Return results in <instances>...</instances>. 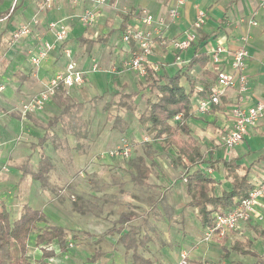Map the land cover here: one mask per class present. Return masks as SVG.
<instances>
[{
	"label": "crops",
	"instance_id": "1",
	"mask_svg": "<svg viewBox=\"0 0 264 264\" xmlns=\"http://www.w3.org/2000/svg\"><path fill=\"white\" fill-rule=\"evenodd\" d=\"M173 5L174 0H107L96 6L90 0H59L46 8L44 0H0V200L10 210L22 212L24 205L40 210L48 224L77 236L74 230L83 231V236L79 235L77 239L80 245L76 252L78 255L71 258L73 262L63 263L60 255L53 259L55 262L75 264L76 260H80L82 264L93 254L101 253L97 263L86 264H131L132 251H126L121 243H117L120 234L112 231L114 228L94 232L80 228L84 226L82 224L74 228L69 224L71 218L65 214L62 186L68 188L72 185L79 196H99V192L90 191V184L83 176L86 173L97 178V174L104 173L107 175L100 177L108 181L112 178L109 174L113 173L116 177H123L122 183L128 176L127 181L133 184V188L141 190L142 197L150 203L142 219L147 225L137 229L138 238H145L144 244L137 248L141 258L151 264H177L181 254L185 253L189 264H245L242 255L235 252L222 260L220 243L215 239L202 240L199 237L204 228L196 211L186 206L190 196L186 192L183 174L179 175L184 170L173 166L172 162L169 163L171 176L162 170L168 167L166 156L174 152L170 149L164 151L153 142L154 154L149 159L142 148L150 137L138 123V116L146 107L145 98L154 94L150 95L151 89L142 77L123 66L133 51V44L122 40L123 18L130 14L126 24L134 26L140 10L145 9L155 18H160L165 17ZM93 6L95 20L91 26H83L79 16ZM200 10L205 11L206 21L197 34L196 42L187 50L173 51L169 40L189 30ZM60 20L68 28L67 39L62 44L55 41L54 31L49 29L50 23ZM25 23L30 24V33L15 39V32ZM167 23L164 40L158 38L155 41L150 64L159 67L160 76L180 72L191 80L190 86L182 77L180 84L187 91L192 88L193 92V118L189 120L193 137L198 140L197 128L211 140L219 141L221 146L208 150V156L234 161L238 165L237 173L242 176L247 172V180L253 186L264 175V160L260 159L264 154V109L257 126L225 155L221 137L231 125L230 111L238 101L237 90L228 89L221 97L218 105L222 104V111L199 112L197 102L201 99L202 90L214 84L213 77L218 70H231L232 53L243 48L248 53L245 68L248 84L240 104L250 107L261 103L264 106V7L261 0H188L179 8L178 16ZM216 47H221L223 51L219 63L214 64L209 52ZM65 48L71 51L70 58L65 56ZM42 51L45 52L44 58L34 64L32 58ZM196 51L208 57L204 67H188ZM70 61L76 64L78 70L86 72L83 84L71 88L60 85L42 111L21 116L17 109L42 91L55 75L63 73ZM93 64L97 65V70L92 71ZM63 91L65 97L71 100L69 103L65 101L62 109L58 98ZM127 95L131 96L130 99H124ZM107 103L110 114L123 120V129L112 128V120H108L107 115L101 118V111ZM129 105L134 107V111L127 109ZM54 119L57 121L50 127ZM45 134L47 140L40 145L39 140ZM121 140L137 145L133 153L130 152L129 167L112 164L113 158L109 156L96 159V155L114 149ZM138 159H142L149 170L144 181L133 179L138 176V166H135ZM42 160L49 164L43 184L31 175ZM103 162L109 166L105 167ZM86 164L87 168L84 167ZM207 172L217 181L215 194L220 195L231 188L232 179L225 178L222 171ZM59 182L61 186L57 185ZM164 182L168 183V188L162 186ZM59 186L62 189H57ZM142 189H155L161 191V195L152 198ZM54 190L63 196L55 195ZM153 206L154 215L151 213ZM186 208L192 211L193 222L189 224L186 222ZM257 212L258 216L225 235L227 247L236 241L250 240L255 250L250 236L258 238L255 228L264 230V199ZM161 221L165 222L164 226H153ZM108 230L112 233L106 234ZM126 230L124 228L123 231ZM52 248L58 254V247L52 245Z\"/></svg>",
	"mask_w": 264,
	"mask_h": 264
},
{
	"label": "trees",
	"instance_id": "2",
	"mask_svg": "<svg viewBox=\"0 0 264 264\" xmlns=\"http://www.w3.org/2000/svg\"><path fill=\"white\" fill-rule=\"evenodd\" d=\"M130 14L123 18L122 32L124 33ZM132 45V42H130ZM194 45V44H193ZM208 62L205 53H197L190 59L188 67L198 65L204 67ZM184 77L191 86V80L185 74L176 72L172 76H160L157 72L148 69L146 75L142 77L147 86L151 89V94L145 98V109L138 116V123L145 134L150 137L149 141L142 144L147 152V157L152 158L153 142L158 143L164 151L172 150V164L184 170L185 188L190 196L187 207L196 211L198 220L203 228L213 227L215 214H226L235 208L238 203L247 197L252 186L247 180V172L240 176L237 173L238 165L234 161L224 158H204L201 152L200 144L192 135L189 127V120L193 118L192 114V88L187 91L180 84ZM216 79V76L213 77ZM210 88L203 89L200 95L204 98L208 95ZM130 95L124 99H130ZM99 99H102L100 97ZM129 111H134V107L129 105ZM222 104L212 105L210 112L222 111ZM106 113L107 119L112 120V128L123 129L125 126L123 120L117 115L110 114L109 103L102 109ZM61 118V116H60ZM57 120L54 119L49 124L52 127ZM47 140L46 134L39 140L43 145ZM264 160V154L260 156ZM135 166L138 170V178L134 180L144 181L149 174L148 168L144 165L142 159L137 160ZM48 161L42 160L36 172H32V177L43 184L44 173L48 168ZM222 171L225 178H231V188L228 191H222L220 195L214 193L217 181L207 171ZM140 178V180H139ZM154 215L155 206L151 208ZM131 213H122L118 218L117 224L127 223ZM141 224L147 225L145 220ZM140 226L130 225L124 232V227L112 229L119 235L117 243H121L126 251L131 250V264H151L144 260L137 252L138 246L144 244L145 238H138L137 229ZM108 230L106 234L112 233ZM256 237L264 238V230L254 229ZM217 238V237H214ZM78 236L71 231H67L56 225L48 224L47 218L40 210H35L28 205H24L21 214L17 218H12L7 205L0 200V264H61L53 259L62 253H66L69 244H76ZM33 241L35 247H39L40 256L35 259L28 254L29 242ZM144 240V241H143ZM225 237L218 239L222 255L221 259H228L231 252L242 256H250L255 259L253 264H264V254H259L252 248L253 242L250 240L236 241L232 246L227 247ZM51 245L58 247V254ZM51 247V248H50ZM102 257L101 253H95L86 260V263H97ZM241 264V263H233Z\"/></svg>",
	"mask_w": 264,
	"mask_h": 264
},
{
	"label": "built area",
	"instance_id": "3",
	"mask_svg": "<svg viewBox=\"0 0 264 264\" xmlns=\"http://www.w3.org/2000/svg\"><path fill=\"white\" fill-rule=\"evenodd\" d=\"M59 0H44L46 8L51 7ZM188 0H174V5L168 9L165 17L155 18L147 10L142 9L139 12L138 22L134 26H129L122 34V40L128 44L132 42L133 51L131 56L123 63L126 70L143 77L148 69L157 72L159 67L150 64V57L155 47L156 39L164 40V32L167 28L168 21H172L178 16V10ZM92 4L99 5L106 3L107 0H90ZM261 6L264 7V0H261ZM95 7H90L83 11L79 16V21L83 26L89 27L95 20ZM206 21L205 11H198L195 19L192 22L191 28L184 31L180 37L169 40V44L173 51L181 52L189 49L196 42L197 34ZM49 29L54 31L55 41L62 44L67 39V25L63 21H56L49 24ZM30 33V24L25 23L15 32L14 38L20 39ZM46 49L49 46H45ZM223 49L216 47L209 54L214 64L219 63L220 54ZM66 57L70 58L71 51L68 48L64 49ZM45 52L38 53L32 58L34 64H37L40 59L44 58ZM230 71L226 72L218 70L216 79L211 86L208 95L201 98L197 102V110L199 112L208 111L212 105H218L221 97L228 89H236L239 95L237 103L231 108L230 117L231 125L228 131L221 137L222 146L227 151L238 146L248 135V132L255 128L263 116L264 106L261 103L250 107H244L241 103V95L247 90V76L245 74L246 60L248 53L241 48L234 51L231 55ZM92 71L97 70V65L93 64ZM85 71L78 70L76 64L69 62L63 73L55 75L45 86L42 91L31 99L22 104L17 111L21 116L25 117L29 114L40 112L44 109L47 102L54 96L60 85L71 88L78 87L83 84ZM129 149L127 145L117 147L114 150L107 152V156L112 158L127 159L129 157ZM264 199V175L256 182L247 197L242 199L238 205L226 214H215L213 227L204 228V240H211L214 237L221 239L225 235L249 222L253 217L258 216L257 208L261 206ZM69 247L72 244L68 245ZM177 264H189L187 255L182 253Z\"/></svg>",
	"mask_w": 264,
	"mask_h": 264
},
{
	"label": "rangeland",
	"instance_id": "4",
	"mask_svg": "<svg viewBox=\"0 0 264 264\" xmlns=\"http://www.w3.org/2000/svg\"><path fill=\"white\" fill-rule=\"evenodd\" d=\"M192 46H193V44H192ZM57 90H56V92H57ZM56 92H55V94H56ZM55 94H54V96H55ZM54 96L51 97V100ZM58 99L63 105L62 109L65 107V101L67 103H69L71 100V98L69 99L68 97H65V91L62 92V94L59 96ZM101 114H102L101 118L104 119V116H106V113L101 111ZM195 131H196L195 133L198 134V141L200 142L201 152L203 153L204 158L207 159L209 157L208 156V150H210V149L216 150L217 148H219L221 146V144L219 141L211 140L210 137L209 138L206 137L205 134L201 133L197 128L195 129ZM125 144L127 145V149H129V151L131 153H133V150L137 147V145L133 142H130V141L125 142L122 140L117 147H123V146H125ZM117 147H115L114 149H116ZM114 149L112 148L111 150H114ZM111 150H109V151H111ZM109 151L102 152L99 154V156L96 155V159H98V160H99V158L103 159L105 156H107V152H109ZM168 151H170V150H168ZM131 153H129V156ZM223 153L225 155H227L226 154L227 149H223ZM172 155L173 154L166 156V159L168 160V163L166 166H168V167L162 168L163 172L169 176H171V173L169 172V170L171 169L169 163L172 162ZM51 159H53V158H51ZM166 159H164V160H166ZM54 160L55 159H53V161ZM102 164L105 167L109 166L108 164H106L104 162ZM112 164H117L118 167L127 168L131 164V156L129 159H123V160L113 158ZM84 167L87 168L88 164H86ZM180 172L181 173H179V175L184 174L182 171H180ZM101 175H107V174H104V173L103 174H97L96 175V176H98L97 178L92 177V175L86 174V173L83 176V179H86V183L90 184V188H91L90 191H93L94 193L99 192L100 193L99 196H94V195H89V196H81L80 195L79 196L77 193H75L72 185H70L68 188H65V186H62V187H64V193L63 194L65 196V214L69 217V219L71 218L70 219L71 221L69 222V224L72 225L74 228H78V225L82 224L84 226L83 227L80 226V228H82V229L84 228V230H88L91 232H94L95 230L103 231V230H106L109 228L115 229V228H118L120 226L124 227V228H127L130 225L140 226V227L144 226L145 224H141L142 219L144 218L146 209L150 207V203L147 202V200H145L146 198L142 197L141 193L139 192L141 190L135 189L132 187L133 184H131V182L127 181L128 176H125L126 177L125 179L127 182L124 181L122 183L121 180L123 177H121V178L116 177L113 173L109 174V176L112 178L107 179L108 181H106L105 179H102L100 177ZM116 181L119 183H116ZM61 184H62L61 182L57 183V185H60V186H61ZM167 184H168L167 182H164V185H162V186H164V188H168ZM60 186L57 189H62V188H60ZM218 188H219V186H218ZM142 191L145 192L144 194L149 195L152 198H154V197L158 198L161 195V191H156L155 189H149V190L142 189ZM54 194L59 195L60 197L63 196V194L60 195L57 192V190H54ZM132 195L134 197H132ZM132 201L135 204L132 203ZM185 210H186L185 211L186 212V222L189 224V223L193 222V217H191V215H190V212H192V211L189 208L188 209L186 208ZM9 211H10L12 218H17L19 216V214L21 213V211L18 212V211L13 210L12 208H11V210L9 209ZM147 212H149V211H147ZM122 213H131V215L128 217L127 223L117 224L118 218H119L120 214H122ZM163 223H165V222L161 221V222H158L157 225H153V226L156 228L162 227V226H164ZM170 224H172V222H170ZM74 232H76L78 234V236L80 235V237L83 236L82 235L83 231L74 230ZM116 235H117V233H116ZM203 236H204V230L202 231V234L199 237L203 240ZM101 237H103V236H101ZM242 237L245 238L244 236H242ZM250 237L254 241V249L259 253H264V239L255 238L253 235H251ZM213 239H215L214 241H218L217 238H213ZM79 245H80V243H78V241H76V244L72 243L71 247L68 246L67 252L59 256L60 258H63L61 261H63V263H66V262L72 263L73 260L71 258L74 257V255H78V253H76V252H77ZM51 247H52V245H51ZM57 252H58V250H57ZM28 254L32 258H35V259L39 258V256H40L39 247H35L32 240L29 242ZM242 259L244 260L245 264H252L255 260L254 258L248 257V256L247 257L242 256ZM75 264H81L80 260H76ZM82 264H86V262H82Z\"/></svg>",
	"mask_w": 264,
	"mask_h": 264
}]
</instances>
